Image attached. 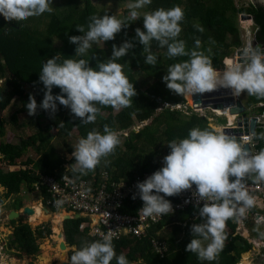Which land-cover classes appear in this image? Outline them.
Listing matches in <instances>:
<instances>
[{"label": "trees", "instance_id": "1", "mask_svg": "<svg viewBox=\"0 0 264 264\" xmlns=\"http://www.w3.org/2000/svg\"><path fill=\"white\" fill-rule=\"evenodd\" d=\"M177 5L185 12L179 39L186 42V48L189 51L195 48V40L200 39L201 46L197 51L208 55L212 59L214 68H218L221 61H226L232 52L242 47L237 26L239 15L250 16L252 19L255 29V48L264 46V8L257 3L237 7L234 0H152V3L145 7V11L151 12L159 8L170 9ZM128 13V10L124 11L123 19L128 16ZM93 15L102 17L111 13L107 10L98 11L91 0H64L49 14L48 23L42 30L29 26L25 21L20 24L15 21L6 22L0 15V77L4 78L8 75L4 87L0 88L2 102L0 109H6L14 98H18L20 106L10 117L11 120L17 121L18 116L24 114L29 117V125L35 127L37 132L28 138H17L12 143H0V164L17 166L13 170L0 169V185L5 188L4 197L8 198L20 193L23 183L34 189L35 183H38L43 174L55 173L56 169L62 172L61 165L65 163V160L52 143L49 133L53 130H57L56 138L63 143L73 129H76L80 138H86L88 132L93 130L103 134L105 124L119 132L129 130L123 141V149L117 147L115 154L107 157L103 165L114 179L125 180L130 179L135 173L155 172L163 167L157 162V157L169 154L170 148L167 143L187 138L191 129L198 127L214 131L206 116L187 105L190 102L189 96L184 98L182 95L175 94L163 81L167 68L171 64L188 60L189 57L170 59L166 46L160 47L158 42L153 40L151 51L157 56V65L153 67L145 63L143 45L135 38V29L139 27L143 30V16L136 21H128L131 24L122 29L115 40L93 43L86 55L76 56L77 45L70 43L69 37L84 35L77 30L76 25H83L87 31L91 22L90 17ZM197 24L203 27V32L195 27ZM125 40L132 41L135 47L116 62L123 66L124 73L137 91L130 107L122 108L117 113H113L114 108L111 106L101 107V114L97 116L94 123L89 124H83L69 108L59 105V102H57L58 110L54 115L40 108L37 115H28L26 104L29 102L30 94L35 96L38 105L44 98L46 89L39 77L47 59L61 54L58 62L69 58L75 60L83 58L89 61V66L96 67L98 61L106 62L111 57L113 44L120 46ZM209 48L211 52L208 51ZM52 91L56 95L60 94L61 90L54 87ZM163 103L180 104L185 108L183 111L170 108L159 110ZM243 103L249 114H264V99L245 93ZM43 118L47 120L45 125L42 123ZM61 121L63 126L59 127ZM146 121L149 122L136 132L131 129L135 124L140 125ZM222 123H225V119ZM262 132H264L263 124H260L254 132L255 135L252 136V141L257 143L254 146L257 153L264 150V139L257 138ZM4 134L5 129L0 119V138ZM163 143L166 147L161 149ZM30 149H34L38 155L37 160L27 156ZM66 151L72 153L69 147H66ZM74 162L72 157L70 164ZM100 167L101 164L95 172H89L87 175L71 171L70 174L85 178H91L93 175L96 179ZM46 194L43 190V195L46 196ZM2 200L0 193V203ZM132 200L131 196L125 201L122 211L135 212L138 204H133ZM136 200L141 201L138 195ZM18 206L21 207L23 204L20 203ZM198 207L190 206L166 215L162 222L150 227L146 236L137 237L127 234L113 239L117 255L123 253L130 263L142 260L144 264H236L240 254L248 251L251 244L242 235L234 234L236 223L231 220L227 224L228 239L225 248L217 260L202 261L198 259L196 253L185 251L186 245L192 239L191 225L201 222L196 210ZM51 211L56 210L51 209ZM85 219L79 216L63 220V234L68 246L79 249L85 242L101 240L89 235L86 230L79 229V224ZM165 222L173 223L171 231L167 234L157 233ZM10 223L14 228L8 245L27 255L38 253L40 250L38 239L52 234V228L47 223H42L35 229L29 223L17 225L15 219ZM150 236L166 238L168 250L162 257L153 251ZM71 255L72 250L69 251V256ZM243 257L242 261L247 262V253Z\"/></svg>", "mask_w": 264, "mask_h": 264}, {"label": "clouds", "instance_id": "2", "mask_svg": "<svg viewBox=\"0 0 264 264\" xmlns=\"http://www.w3.org/2000/svg\"><path fill=\"white\" fill-rule=\"evenodd\" d=\"M151 3L152 0L129 3L127 8L130 11L125 19L116 15H93L87 31L83 25H76L77 30L84 33L69 37V42L77 45L76 56L86 55L93 43L115 40L116 35L131 24L128 21L140 19L138 10ZM53 11V0H0V15L6 22L20 24ZM184 19L185 12L179 5L170 9L159 8L145 12L143 30L135 29V38L143 45L146 64L157 65V56L151 51L153 40L160 47L166 46L170 59L189 57L167 68L163 77L167 88L184 97L223 88L230 90L234 97L246 93L264 99V49H245L243 66L237 64L219 72L208 55L197 51L201 46L200 39L195 40V48L191 51L186 48V42L179 39ZM195 27L204 31L198 24ZM112 47L111 57L106 62L98 61L96 67L89 66V61L83 58L58 62L61 54L47 59L39 77L46 89L44 98L38 105L35 96L30 94L26 104L28 115H37L38 108L54 115L59 102L83 124H89L101 114V107H130L137 91L123 66L116 61L125 57L135 45L125 40L120 46L113 44ZM208 51L211 52V48ZM54 87L61 90L60 94H53ZM62 126L63 121L59 124ZM257 138L264 139V132ZM120 144V132L107 124L103 127V134L90 131L86 138H80L73 146L75 162L66 166V171L81 175L95 172L102 161L115 154ZM167 145L170 152L163 157L164 166L138 182L132 198L136 199L138 195L143 201V207L139 209L143 216H166L174 212L172 202L166 197L179 195L195 186L194 196L199 205L196 210L201 222L191 225L192 239L185 251L196 253L202 261L217 260L228 239V222H242L256 205L257 198L249 193L245 180L264 182V150L253 153L235 136L198 127L191 129L187 138L172 140ZM56 203L59 206L63 201ZM260 235L264 236V232ZM61 261H68V264H130L123 253L117 255L111 236L85 242L79 249L73 248L70 259L66 253Z\"/></svg>", "mask_w": 264, "mask_h": 264}, {"label": "built area", "instance_id": "3", "mask_svg": "<svg viewBox=\"0 0 264 264\" xmlns=\"http://www.w3.org/2000/svg\"><path fill=\"white\" fill-rule=\"evenodd\" d=\"M241 16H238L239 19L244 20L241 19ZM243 22L245 21H241V24ZM247 22L252 23L250 20ZM249 26L251 25H242L240 29V36L242 34L244 44L242 43V47L236 49L235 57L237 51L253 48L255 29L251 32ZM163 108L183 111L185 106L163 103L162 108L159 110ZM228 121L227 126H231L232 122ZM240 139L242 144L248 143L250 150L253 153H257L254 150L251 136L243 135ZM61 168H63L62 172H60V169H56L55 173L41 175L38 184L41 186V190L39 191L42 195L43 204L50 210L55 209L56 211H64L70 214L79 213L80 216L86 218L79 224V229L86 230L91 236L101 240L105 236H111L113 240L127 234L142 237L148 234L152 225L163 221L165 218V216H143L139 212V209L143 207V201L136 199L132 200L133 204H138L134 213L122 211L125 201L137 192V183L145 180L154 173L153 171L135 173L130 179L125 180L114 179L109 171L102 168L99 169L97 178L94 179L93 175L91 178H85L70 174V170L66 171V167L61 166ZM245 184L251 195L259 197L264 202V182H256L249 178L245 180ZM43 190L46 191V196L43 195ZM194 191L195 186H193V189L185 190L179 195L166 198L172 202L173 213L190 206H199L197 205ZM57 201H63V203L58 206ZM200 206H203L202 201L200 202ZM252 221L254 224L264 225V212L254 214ZM149 240L153 251L159 257H162L167 251L165 240L159 239L156 236H150ZM248 242L257 249L255 254L257 260L252 264H264V236L250 237L248 238Z\"/></svg>", "mask_w": 264, "mask_h": 264}, {"label": "rangeland", "instance_id": "4", "mask_svg": "<svg viewBox=\"0 0 264 264\" xmlns=\"http://www.w3.org/2000/svg\"><path fill=\"white\" fill-rule=\"evenodd\" d=\"M63 1L64 0H53L54 9H55V7L62 4ZM91 2L98 11L107 10L111 13V15H116L117 18L123 19L124 11L125 10L130 11L127 8V5L129 3L135 2V0H129L126 2H121L119 0H91ZM234 2L237 5V7H242V6H245L249 3H251L252 0H234ZM145 10H146V8H142V9L138 10L141 13V16H143V14L146 12ZM49 14L50 13L46 12V13L38 16V17H31L28 20H26L25 22L29 26L38 27L39 29L42 30L46 27V24L48 23ZM241 21H245V22H243V24H241ZM247 21H249V20H240L239 17H237V26H238L239 31H240L242 25H251V26H249V29L251 32H253L254 27H253L252 23L247 22ZM116 36H119V34H117ZM241 40H242V43L244 44V38L242 37V34H241ZM235 51L232 52L231 55L228 57L229 59L232 60V63H233L232 66L237 65L236 61H235ZM223 61H221V63H220L221 65L218 68H215L219 72L224 71ZM228 63H229V61H228ZM5 78H8V75ZM4 82H5V79L0 80V88L4 87ZM189 97L191 98V96H189ZM238 99L243 101L244 94H242L240 97H238ZM16 104L14 102V104H12L9 107V109H11L10 111L12 113L18 107ZM187 105H189V104H187ZM189 107H191V106L189 105ZM121 109H113V113H117ZM198 113L207 117V119L209 121V125L212 127V129L214 131H216V129L220 128V125H221L220 122L222 123L224 120L223 116H219V118H217L216 116H214L213 112H211L209 110H202V111H199ZM218 114L226 115V114H224L223 111H220V110H219ZM9 118H10V116L7 115L5 117V120H7L8 124H9L8 127L14 128V133L17 135V138L18 137L19 138L20 137L28 138V137H31L32 135L37 133L35 127L29 126L27 124V121H28L27 116H21V120L24 123L22 125H19V126H14V124L11 123V120ZM209 119H214V121H211ZM217 119L218 120L221 119V121H216ZM229 119H232V118L229 117ZM148 122L149 121H146L140 125L135 124L134 127H132L131 129L132 130L134 129L137 131L141 126L147 124ZM42 123H43V125H45L47 123V120L45 118H43ZM263 123H264V119H263ZM128 131L129 130L120 132L121 144L118 146V148L123 149V141H124V138L128 135ZM56 132H57V130H53L49 133V135L51 137L52 143L54 144L57 152L60 153L61 156L65 160V163L61 166L66 167L68 165H71L70 160L72 158V153H68L66 151V147H69L71 149V151L73 152L74 151L73 146L79 141L80 137L78 136L76 129H73L72 132L70 133L69 137L65 141V143H63L56 138ZM165 147H166V144L163 143L161 146V149H164ZM27 156L31 157L32 159H36V160L38 158V155L36 154L34 149H30ZM164 156L165 155L163 154L162 156L157 157V162L160 165H164V161H163ZM105 162H106V160L102 161L100 169L104 168L103 165L105 164ZM34 186H35L34 189H31L29 186H27L25 183H23L20 193L13 194L9 198V200L6 201V204L3 207V208H6V210H4V212H3V209L0 208L1 209L0 210L1 211V213H0V264H61L63 262V261H61V257H63V255L61 253H62V251L67 250V249L62 250L60 248V242H61V240H63V238L59 237L58 234L63 229V216L61 218H59L58 214L62 213V215H63L64 211L53 212L49 208H47L43 204L42 195L39 191V190H41L40 189L41 186H39V184L37 182L35 183ZM20 203L33 207L34 212H33V214H25L22 212L21 215L19 216V218L15 219L16 223H18V224L29 223L33 229H35L37 226L41 225L42 223H47L52 228V234L51 235L38 239L40 250L38 253L33 254V255H27V254L15 249V248H12L8 245L10 237L12 235L13 224L9 222L7 210H9V208H12L13 206L16 207V205H19ZM38 204L42 208L44 214L47 215V217H44L42 219L36 218L34 220V218L36 217L35 205H38ZM24 205L20 209H18V211L21 212L24 208ZM57 227H59V230H57ZM169 229H170V225H166L163 228V231L166 232ZM53 232H55V235L53 234ZM73 248H74V246H69V250L66 251L69 259H70L69 251L72 250ZM246 253H247V257L250 256L248 254V252H243L241 254L240 260L237 264H245V263H242V260L244 258L243 256ZM249 259L250 258H248L247 261H249ZM66 263L68 264V261H66ZM130 264H144V263L142 260H138V261L132 262Z\"/></svg>", "mask_w": 264, "mask_h": 264}, {"label": "water", "instance_id": "5", "mask_svg": "<svg viewBox=\"0 0 264 264\" xmlns=\"http://www.w3.org/2000/svg\"><path fill=\"white\" fill-rule=\"evenodd\" d=\"M251 3H257L261 5L264 8V0H252ZM241 19L244 20H250L252 21L250 16H241ZM256 44H253V48L255 49ZM261 49H264V46L260 47ZM250 49V50H252ZM244 51L245 50H239L236 52L235 61L236 64L244 65ZM192 98V105L191 108L195 111H202V110H209L211 112L215 110L223 111L224 114L222 115L226 121L228 122L229 117H231L232 125L231 126H223L219 132H224L228 135L235 136L237 140L241 143V136H253L256 128L259 126V124H263L264 114L263 115H252L249 114L248 109L246 108L245 104L238 99V97H234L230 90L228 89H218L215 91H211L204 94H194L191 96ZM146 125V124H145ZM134 132L136 130L133 129ZM257 143L253 142V145L255 146ZM245 147L250 149V145L248 143H243ZM47 210V209H46ZM25 214H32L34 212V208L26 205L24 206L23 210L20 212L16 209H12L9 214L8 218L9 220H14L16 218H19L21 213ZM80 216L79 213L70 214L68 212H64L63 214V220L67 218H78ZM55 234V232H53ZM59 237L63 238V240L60 242V248L62 250V255L64 256L66 254V251L69 250V246L64 240V234L63 229L58 234ZM75 248V247H74ZM61 264H67L66 261H63Z\"/></svg>", "mask_w": 264, "mask_h": 264}, {"label": "crops", "instance_id": "6", "mask_svg": "<svg viewBox=\"0 0 264 264\" xmlns=\"http://www.w3.org/2000/svg\"><path fill=\"white\" fill-rule=\"evenodd\" d=\"M1 79H5V81H6V78L4 77H0V80ZM1 93V92H0ZM242 101V100H241ZM14 102H15V104L18 106L16 109H15V111L12 113L10 110L11 109H9V107L12 105V104H14ZM191 102H192V98H191ZM243 102V101H242ZM2 104V102H1V94H0V105ZM19 106H20V104H19V100H18V98H14L12 101H11V103L9 104V106H7V108L6 109H4V110H1L0 109V119L2 120V122H3V128L5 129V134H4V136L2 137V138H0V143L1 142H4V143H12L13 141H15V139H17V135L14 133V128L13 127H8V122H7V120H5V117L7 116V115H9L10 117L18 110V108H19ZM214 114V113H213ZM252 115H254V114H252ZM21 116H26V115H24V114H20L19 116H18V120L17 121H13V120H11V118H9L10 120H11V123H13L14 124V126H19V125H22L24 122L21 120ZM214 116H216L217 118H219V116L217 115V114H214ZM27 118H28V121H27V124L29 125V117L27 116ZM225 119V118H224ZM209 120H211V121H214V119H209ZM216 121H221V119H217ZM229 122V121H228ZM228 122L226 121V119H225V123H221L220 122V128L219 129H216V132H219L220 131V129L223 127V126H226V125H228ZM219 123V122H218ZM30 126V125H29ZM19 138V137H18ZM25 138V137H24ZM1 157V156H0ZM12 167V168H11ZM17 167L16 165H1L0 164V169H4V170H13V169H15V168ZM0 193H1V195H2V198H3V200H2V202L0 203V208L1 209H3V212H4V210H6V208H3L4 207V205L6 204V201L7 200H9V198L12 196H10V197H4V193H5V188L3 187V186H1L0 185ZM255 197V196H254ZM257 198V201H256V205L254 206V208L248 213V215H247V217L246 218H244L243 220H242V222H240V223H236V227H235V232H234V234H236V233H238V234H240V235H242L243 237H245L246 239H247V241H248V238H250V237H259V236H261L260 235V233L261 232H264V225L263 224H254L253 223V221H252V216L254 215V214H256V213H263L264 212V202L259 198V197H256ZM17 203V202H16ZM15 203V204H16ZM24 205V204H23ZM24 206H26V205H24ZM22 207V206H21ZM21 207H19L18 205H16V207H12V208H9V210H7V215L9 214V212L12 210V209H16V210H18V209H20ZM193 207H196V206H193ZM0 209V210H1ZM0 213H1V211H0ZM173 214V213H172ZM9 219V218H8ZM9 222H10V220H9ZM162 222V221H161ZM17 225H19L18 223H16ZM185 223H183V225H184ZM166 225H170V229L168 230V231H166V232H164L163 231V228L166 226ZM172 226H173V223H164L163 225H162V227H161V229H160V231H157V233H165V234H167L168 232H170L171 231V229H172ZM13 228H14V226H12ZM228 229V228H227ZM257 229H259V231H257ZM13 231V230H12ZM55 235V234H54ZM158 238V237H157ZM159 239H162V240H165V242H166V245H167V250H168V244H167V240H166V238H159ZM256 251H257V249H256V247L255 246H253V245H251V248L248 250V251H245V252H248V254L250 255L249 257H247V259L248 258H250L249 259V261H242V263H245V264H252L254 261L256 262V260H257V257L255 256V254H256ZM167 252V251H166ZM242 254V253H241ZM241 254H240V257H241ZM240 260V259H239ZM239 262V261H238ZM237 262V263H238ZM236 263V264H237Z\"/></svg>", "mask_w": 264, "mask_h": 264}, {"label": "bare ground", "instance_id": "7", "mask_svg": "<svg viewBox=\"0 0 264 264\" xmlns=\"http://www.w3.org/2000/svg\"><path fill=\"white\" fill-rule=\"evenodd\" d=\"M228 61H229V63H228ZM232 65H233L232 60L229 59V58H227V60L223 62V68H224V70H225L226 68H228V67H232ZM189 105H190V106L192 105L191 98H190ZM218 112H219V110H215V111H213L214 114L220 115V114H218ZM35 208H36V217H37L38 219H42V218H44V217H47V215L44 214V212H43V210H42V208L40 207L39 204H38V205H35ZM47 212H48V211H47ZM32 214H33V213H32ZM60 214H61V215H60ZM60 214H58V217H59V218H61V217L63 216L62 213H60ZM45 220H46V219H45ZM58 229H59V227H58ZM61 241H62V240H61Z\"/></svg>", "mask_w": 264, "mask_h": 264}, {"label": "flooded vegetation", "instance_id": "8", "mask_svg": "<svg viewBox=\"0 0 264 264\" xmlns=\"http://www.w3.org/2000/svg\"><path fill=\"white\" fill-rule=\"evenodd\" d=\"M57 230H59L58 227H57Z\"/></svg>", "mask_w": 264, "mask_h": 264}]
</instances>
